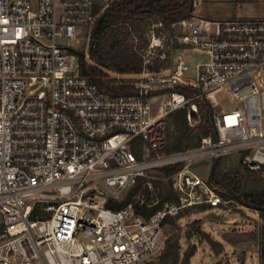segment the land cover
Here are the masks:
<instances>
[{
  "label": "built area",
  "instance_id": "built-area-1",
  "mask_svg": "<svg viewBox=\"0 0 264 264\" xmlns=\"http://www.w3.org/2000/svg\"><path fill=\"white\" fill-rule=\"evenodd\" d=\"M197 4L177 36L182 50L208 54L193 77L177 57L151 71V57L134 92L113 96L81 74L70 43L94 25L97 0H0V264H144L164 248L170 219L226 203L192 163L239 155L264 181V17L211 19ZM84 59L93 63L88 49ZM201 100L213 129L166 152L167 118L183 109L197 124ZM162 181L177 200L163 199Z\"/></svg>",
  "mask_w": 264,
  "mask_h": 264
},
{
  "label": "trees",
  "instance_id": "trees-1",
  "mask_svg": "<svg viewBox=\"0 0 264 264\" xmlns=\"http://www.w3.org/2000/svg\"><path fill=\"white\" fill-rule=\"evenodd\" d=\"M100 7L102 5H99ZM97 8L96 5L95 11ZM192 9V0H112L95 21L90 34L89 55L97 65L88 64L82 51L72 50L79 56L78 63L81 74L87 76L92 83L96 84L100 92L113 96L134 92V85L129 82L130 80L121 79L116 81L114 77L109 76L99 66L117 74L140 73L144 67L143 59L139 54L140 52L135 49L134 42L138 41L137 48H141L147 43L144 34L149 23L152 21L160 22L170 29L171 35L169 36H173V27L171 28V26L177 25L178 21L187 18ZM176 45L177 43H173L175 49L180 48ZM164 54L165 58L156 56L152 59L151 64H146V67L151 71L168 67L171 63L169 50ZM175 90L184 92L186 95L193 92L191 87L177 86ZM198 113L199 122L193 126L188 124L185 110H174L170 114L167 118L169 132L166 152L172 153L195 147L199 144L201 136L209 128L213 129L211 107L206 100H201L198 103ZM214 161L211 178L228 189V193H223L221 196L228 201L235 200L258 210L262 223L259 226L256 239L258 240L259 264H264V187L255 190H243L241 194H236L235 191L239 190L236 181L230 177V172L220 173L216 169L217 159ZM239 163L241 164L240 160ZM177 167L167 166L161 172L168 174ZM246 176L258 177L252 172H247ZM168 191L163 199L177 200L171 187ZM122 205V203L111 202L107 204V206L114 209L120 208ZM204 206L198 205L189 208L185 210V214H188L193 208ZM174 221L175 219H170V222L174 223ZM191 223L193 224L192 229L187 232V237L204 236L216 247L215 250L222 249L223 242L214 241L210 238V235L203 229L200 218L193 219ZM226 237L228 236L226 235ZM226 240L233 245L238 242L236 238L230 241L229 239ZM180 250L179 234H176L175 237H170L167 240L160 256L161 264H189L190 258L195 254L196 247L192 246L182 256Z\"/></svg>",
  "mask_w": 264,
  "mask_h": 264
},
{
  "label": "rangeland",
  "instance_id": "rangeland-1",
  "mask_svg": "<svg viewBox=\"0 0 264 264\" xmlns=\"http://www.w3.org/2000/svg\"><path fill=\"white\" fill-rule=\"evenodd\" d=\"M111 1L112 0H97L98 8L96 12L100 15ZM99 5H102V7L99 8ZM205 6L220 11H235V9L239 8L236 10L237 13L235 14L240 17H264V0H214L205 4ZM158 23L159 22L152 21L149 23L148 27H146L147 30L144 34V38L147 40V43L145 45L141 46V48H137L138 41L136 40L134 42L135 49L140 52L139 54L143 59V65L146 59L148 60L151 57H156L160 52L164 54V52L166 53L169 50L171 60L177 57L183 59L189 65L188 78H192L196 64L206 62L208 60V54L204 51L190 48L184 50H182V48L175 49L173 43H177L178 47H181L177 41V36L183 32L182 26L179 24L172 25L171 28L173 27L174 34L173 36H169L171 35L170 29ZM93 26L91 28L83 27L84 29L82 28L79 30L80 34H78L75 39L70 40L75 51H82L85 55L88 49L89 53V40ZM152 35H154V37H152ZM91 61L93 62L92 65H97L92 59ZM99 68L106 71L109 76L114 77L116 81L125 79L133 83L137 80L135 76L136 73L117 74L100 66ZM255 78L264 85V70L255 73ZM162 101V97H157L152 100V106L156 113L160 111ZM221 104L224 111H229L233 108V104L230 100L226 99V97L223 98ZM214 160L215 159H203L194 162L191 164L190 169L192 172L208 180L212 176V165L215 162ZM239 160V155H228L224 158L217 159L216 169L222 174L227 171L230 172V177L236 181L239 187V190L235 191L238 195L241 194L243 190L263 188L264 181L258 177L246 176L242 170V163L240 164ZM169 186H171L170 183L162 181V195L166 194L170 188ZM216 192L220 195L222 200H226L221 196L223 193H228V189L225 186H221L217 183ZM186 215H188V217L180 220V222L176 219L174 223L171 222L169 224L166 242L170 237H175L176 234H179L181 256L192 246L196 247L195 254L190 258L189 264H259L258 240L256 239V235L262 220L260 219L258 210L235 200H226V203H221L216 207L205 205L202 208H193ZM195 218L201 219L203 229L210 235L212 240L223 242L222 249L218 251L215 250L216 247L204 236H186L187 232L191 231L193 225L191 221ZM226 235L229 238L226 237ZM234 238L238 241L235 245L226 240L229 239L230 241ZM163 250L164 248L158 256L144 264H161L160 256Z\"/></svg>",
  "mask_w": 264,
  "mask_h": 264
},
{
  "label": "crops",
  "instance_id": "crops-1",
  "mask_svg": "<svg viewBox=\"0 0 264 264\" xmlns=\"http://www.w3.org/2000/svg\"><path fill=\"white\" fill-rule=\"evenodd\" d=\"M210 1L214 0H198V4L196 6V11L198 14H200L203 17L211 18V19H220V18H235L240 17L237 14V11L239 8L235 9V11L232 10H216L212 7H206L205 4H208Z\"/></svg>",
  "mask_w": 264,
  "mask_h": 264
}]
</instances>
